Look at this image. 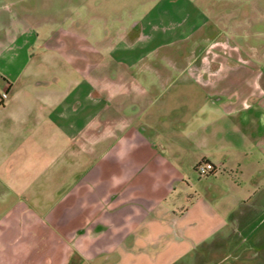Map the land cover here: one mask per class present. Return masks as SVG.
<instances>
[{"label": "crops", "instance_id": "1", "mask_svg": "<svg viewBox=\"0 0 264 264\" xmlns=\"http://www.w3.org/2000/svg\"><path fill=\"white\" fill-rule=\"evenodd\" d=\"M48 7L0 0V264H264L257 65L213 40V62L140 64L64 94L45 68L62 32L47 38Z\"/></svg>", "mask_w": 264, "mask_h": 264}, {"label": "rangeland", "instance_id": "2", "mask_svg": "<svg viewBox=\"0 0 264 264\" xmlns=\"http://www.w3.org/2000/svg\"><path fill=\"white\" fill-rule=\"evenodd\" d=\"M75 1L79 9L71 17L74 9L63 0H48L45 11L54 19L45 26L47 38L49 31H62L59 40L51 36L46 41V73L59 77L57 85L64 94L73 83L85 95L90 81L101 83L123 75L137 78L140 73L135 68L140 64L193 66L199 58L213 62L218 54L201 51L213 40L224 41L225 51L235 46L234 55L256 64L264 87V0ZM65 29H74L80 39L64 38ZM57 42L65 45L58 47ZM132 67L131 72H123ZM176 78L182 79L173 73L172 79Z\"/></svg>", "mask_w": 264, "mask_h": 264}, {"label": "built area", "instance_id": "3", "mask_svg": "<svg viewBox=\"0 0 264 264\" xmlns=\"http://www.w3.org/2000/svg\"><path fill=\"white\" fill-rule=\"evenodd\" d=\"M0 105H2L1 97H0ZM214 170H215V167L209 162L201 161V162L197 163V165L195 166V171L201 177H205V176L213 173Z\"/></svg>", "mask_w": 264, "mask_h": 264}, {"label": "bare ground", "instance_id": "4", "mask_svg": "<svg viewBox=\"0 0 264 264\" xmlns=\"http://www.w3.org/2000/svg\"><path fill=\"white\" fill-rule=\"evenodd\" d=\"M228 51V50H227Z\"/></svg>", "mask_w": 264, "mask_h": 264}]
</instances>
